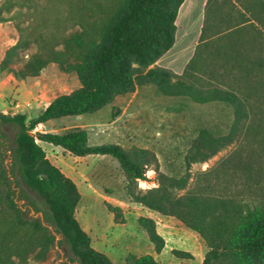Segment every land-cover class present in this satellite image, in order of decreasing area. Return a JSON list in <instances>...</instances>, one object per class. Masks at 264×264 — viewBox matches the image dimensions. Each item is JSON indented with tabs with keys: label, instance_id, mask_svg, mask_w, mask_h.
<instances>
[{
	"label": "trees",
	"instance_id": "1",
	"mask_svg": "<svg viewBox=\"0 0 264 264\" xmlns=\"http://www.w3.org/2000/svg\"><path fill=\"white\" fill-rule=\"evenodd\" d=\"M183 2L2 0L0 23L12 22L18 37L5 50L0 71L23 80L52 62L74 73L79 86L52 98L28 121L25 113L0 111V264L44 261L55 242L46 225L59 234L70 262L119 264L91 245L75 217L81 193L40 142L78 157H113L125 179V199L175 217L196 232L207 248L201 264H264V0H206L198 42L182 72L175 73L155 62L175 42ZM145 84L167 96L232 108L226 134L215 136L203 128L192 139L179 177L160 172L155 153L147 148L90 144L80 127L36 130L50 119L94 113ZM230 145L233 149L216 166L191 173L192 164ZM150 171L155 186L139 187ZM16 196L42 219L26 215ZM105 206L115 223L124 222L120 206L107 201ZM137 223L159 253L165 241L154 219L139 216ZM171 253L193 258L183 249ZM120 264L189 263L161 262L147 253L127 254Z\"/></svg>",
	"mask_w": 264,
	"mask_h": 264
},
{
	"label": "rangeland",
	"instance_id": "2",
	"mask_svg": "<svg viewBox=\"0 0 264 264\" xmlns=\"http://www.w3.org/2000/svg\"><path fill=\"white\" fill-rule=\"evenodd\" d=\"M2 0H0V3ZM193 20L182 43H187V56L197 32L198 21L192 25L201 11L202 0H190ZM187 14L184 7L182 14ZM18 37L12 22L0 23V61L5 50ZM79 86L74 73H64L55 63H49L38 76L23 80L14 78L6 71H0V111L25 113L27 121L36 116L55 96L68 93ZM118 109L116 116L112 112ZM233 120L232 108L219 101L197 103L184 96H167L152 84L137 86L127 94L117 96L94 113L51 119L39 124L38 131L63 132L75 127L87 131L90 144L118 143L124 148L143 147L153 151L157 157L160 172L168 176H181L185 170V155L192 139L205 128L215 136L228 132ZM48 159L76 183L81 197L75 209V217L89 234L91 245L105 253L113 262L123 263L127 254L140 256L152 254L161 262L201 264L206 251L200 236L172 216L149 212L145 207L125 199V179L118 162L109 155L74 156L59 146L40 142ZM233 145L221 150L203 163L191 165V173L216 166L231 150ZM155 186L154 174L148 173L147 181H140L139 187ZM16 203L28 216L39 217L40 213L28 207L24 199L15 197ZM105 201L121 207L124 222L115 223ZM139 216H150L156 222V229L164 238L163 249L156 253L145 231L138 225ZM45 224V223H44ZM46 225V224H45ZM55 235V242L44 261L35 264H75L66 257L59 243V234L46 225ZM173 249L192 253V259H178ZM32 264L34 263L31 259ZM30 262V263H31Z\"/></svg>",
	"mask_w": 264,
	"mask_h": 264
},
{
	"label": "crops",
	"instance_id": "3",
	"mask_svg": "<svg viewBox=\"0 0 264 264\" xmlns=\"http://www.w3.org/2000/svg\"><path fill=\"white\" fill-rule=\"evenodd\" d=\"M205 1L206 0H202L201 11L199 12L198 17L192 23V25L195 24L198 21V19L200 18V22L198 24V29H197L196 34L194 35L195 37H194L192 46L190 48L189 54L187 56H185L184 49L188 45L186 42H185V44L182 43V40L186 37V35L189 31L187 29V26H189V24L193 21L190 19V17H191V4L192 3L190 2V0H184V2L179 7L178 14H177L178 18H176V21H175V23H176L175 42L172 45V47L155 62L156 65L161 66V67H165V68H169L172 71H174L175 73H181L182 72L185 64L187 63L190 56L192 55L194 47L197 44L198 39H199L200 27H201L202 19H203V9H204ZM183 7H184L185 13H187V14L185 15L183 13L182 17L180 18V12H181V9ZM121 95H123V94H121ZM54 119H56V118H54ZM148 211L149 212H155V211H151V210H148Z\"/></svg>",
	"mask_w": 264,
	"mask_h": 264
},
{
	"label": "bare ground",
	"instance_id": "4",
	"mask_svg": "<svg viewBox=\"0 0 264 264\" xmlns=\"http://www.w3.org/2000/svg\"><path fill=\"white\" fill-rule=\"evenodd\" d=\"M178 18V17H177Z\"/></svg>",
	"mask_w": 264,
	"mask_h": 264
}]
</instances>
